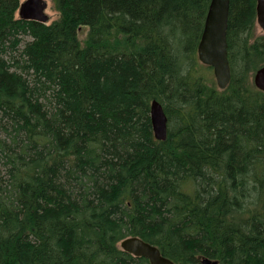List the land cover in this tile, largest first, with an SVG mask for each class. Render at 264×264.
<instances>
[{
  "label": "trees",
  "instance_id": "16d2710c",
  "mask_svg": "<svg viewBox=\"0 0 264 264\" xmlns=\"http://www.w3.org/2000/svg\"><path fill=\"white\" fill-rule=\"evenodd\" d=\"M210 1L52 0L42 23L0 0V264H150L128 236L176 264H264V34L256 0H230L219 89L197 57Z\"/></svg>",
  "mask_w": 264,
  "mask_h": 264
},
{
  "label": "water",
  "instance_id": "95a60500",
  "mask_svg": "<svg viewBox=\"0 0 264 264\" xmlns=\"http://www.w3.org/2000/svg\"><path fill=\"white\" fill-rule=\"evenodd\" d=\"M230 0H211L204 19L203 30L197 45L200 63L213 70L216 85L225 89L231 81V67L228 59L227 27ZM46 0H24L17 8V18L47 23ZM256 25L264 30V0H256ZM81 27L78 28V30ZM254 86L264 92V65L253 74ZM149 115L154 137L165 140L168 131V117L162 103L153 98L149 105ZM122 250L134 256L145 257L150 264H176L161 254L160 250L138 236H128L119 243ZM200 264H220L217 260L203 257Z\"/></svg>",
  "mask_w": 264,
  "mask_h": 264
},
{
  "label": "rangeland",
  "instance_id": "374dc122",
  "mask_svg": "<svg viewBox=\"0 0 264 264\" xmlns=\"http://www.w3.org/2000/svg\"><path fill=\"white\" fill-rule=\"evenodd\" d=\"M23 1V0H21ZM47 1V9H46V13L47 15L49 16V20L47 23H51L52 21L56 20L58 17H59V13L58 11L54 8V5H53V2L52 0H46ZM15 16L17 17V13H15ZM86 33H87V28L86 27H81L79 30H78V39L80 40L81 44H83L85 38H86ZM261 34H264V30H262L258 25H255L254 27V35L255 36H258V35H261ZM202 68L201 70L204 72V68H207V66L203 65L202 64ZM209 71V72H208ZM205 74V73H204ZM207 74V75H206ZM206 74L205 76L207 77V79L211 80V81H214L215 82V78H214V75H213V71H212V68H208L206 69ZM250 82L251 84L254 86V83H253V75H251V78H250ZM216 84V82H215ZM217 86V85H216ZM218 87V86H217ZM254 88H256L254 86ZM257 89V88H256ZM120 243V242H119ZM119 246V244H118ZM120 247V246H119Z\"/></svg>",
  "mask_w": 264,
  "mask_h": 264
}]
</instances>
